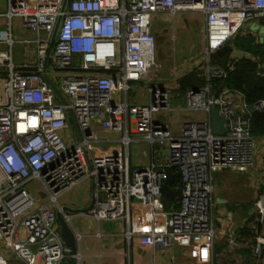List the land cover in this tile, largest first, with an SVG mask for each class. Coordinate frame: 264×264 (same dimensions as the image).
Wrapping results in <instances>:
<instances>
[{"label":"built area","instance_id":"built-area-1","mask_svg":"<svg viewBox=\"0 0 264 264\" xmlns=\"http://www.w3.org/2000/svg\"><path fill=\"white\" fill-rule=\"evenodd\" d=\"M162 11L205 14V56L194 67L208 85L186 89L185 107L178 108L180 114L202 112L204 118L182 120L178 133L166 121L173 110L172 89L148 86L147 103L127 101L132 82H152L161 69L151 19ZM0 15L6 18L0 28L3 247L23 264L79 259L80 253L61 239L56 216L69 221L58 199L88 180V216L123 219L128 225L136 221L141 227L135 232L129 226L127 238L136 233L141 244H177L207 256L215 238L213 176L222 170L249 171L255 152L251 117L240 113L227 93L214 95L210 89L213 80L222 81L235 69V59L222 66L213 64L210 55L246 23L264 20V0H7ZM14 17L30 38L13 37ZM16 43L24 46L19 63L14 61ZM251 106L264 111L263 100ZM214 108L225 118L222 134L211 130ZM139 140L148 143L150 161L131 166L129 147ZM166 171L179 182L170 185L176 195L164 209L159 189ZM32 181L47 196L39 205ZM252 210L260 227L249 264H264V189ZM225 240L228 246L236 244L233 223L226 227Z\"/></svg>","mask_w":264,"mask_h":264},{"label":"crops","instance_id":"crops-1","mask_svg":"<svg viewBox=\"0 0 264 264\" xmlns=\"http://www.w3.org/2000/svg\"><path fill=\"white\" fill-rule=\"evenodd\" d=\"M6 10V8H5ZM0 11V14L5 12ZM193 13L190 20L183 19L180 24L182 33H191L193 23H195L197 13L202 15V22L206 33L205 14L202 11H180ZM177 13V12H176ZM169 12H158L153 14L151 19V31L158 43L159 51L171 52L169 49L170 42L167 39L169 31H174L175 26L167 23V17L170 15L174 18L175 14ZM158 28H156V24ZM6 23V18L0 15V28ZM205 33L204 44L199 53L193 52V48L188 49L192 42L189 37L180 40V43H186L187 48L183 50L181 47V61L176 62L174 56V48L172 47V67L163 75L157 76L152 82H132L128 91L127 101L129 104H145L149 95L148 86L169 88L178 91L174 95L176 105L167 118L173 128L174 133H178L181 121L194 117L187 111L182 114L178 111L179 97L188 88L205 87L206 80L201 76V69L195 68L204 59L205 53ZM13 34V33H12ZM174 40V38H173ZM241 42V47L235 44ZM224 45L227 51L219 57L218 62H213V58L219 49L210 55V61L213 64L225 65L232 58L236 63L242 58H249L257 63V73L264 76V20L246 23L232 38ZM223 45V46H224ZM0 48H4L0 44ZM160 52V55L162 54ZM218 53V52H217ZM163 56V55H162ZM23 56L16 57V63L21 62ZM195 66V67H194ZM262 68V72L259 71ZM193 73L192 80L188 82L187 77ZM211 93L219 95L227 93L234 102L236 109L245 115L251 117L257 111L250 110L252 107L246 103L244 95L236 90L227 87L222 88L219 92H214L212 83L210 84ZM138 91V93H137ZM119 100V95L115 97ZM142 100H145L144 102ZM181 108V107H180ZM175 115V123L172 116ZM164 118V117H163ZM103 138L115 137L102 133ZM254 137V165L247 172H236L230 170H222L216 172L213 176L214 192H213V209L212 217L215 227L214 244L207 256H197L190 247H184L177 244L173 246H164L161 244H141L139 235L132 233L130 238L125 236L126 230L133 228L134 231L141 227L138 222L132 221L129 225L123 219L116 220H96L88 216L84 212L92 203V188L89 181V187L83 191L81 196L71 197L70 199L62 196L60 204L66 211H69L70 217L68 224L75 233L76 251L80 253L79 259L65 258L62 264H249L252 244L260 227L256 220V214L252 210V203L258 194L264 189V133L253 135ZM143 142V156L145 161H135L133 166L146 165L150 161L149 145L145 141L139 140L137 143ZM131 143V144H132ZM130 144V145H131ZM139 148L135 146V152L139 153ZM159 157V155H157ZM130 158V153H129ZM130 160V159H129ZM131 165V162H130ZM163 203V202H162ZM63 204V205H62ZM164 209L170 205L163 203ZM137 209V208H135ZM136 217V213H132ZM229 223L234 224V230L237 237L236 244L228 246L225 240L226 227ZM56 226L60 228V224L56 219ZM136 232V231H135ZM0 264H23L12 253L6 250L0 242Z\"/></svg>","mask_w":264,"mask_h":264},{"label":"rangeland","instance_id":"rangeland-1","mask_svg":"<svg viewBox=\"0 0 264 264\" xmlns=\"http://www.w3.org/2000/svg\"><path fill=\"white\" fill-rule=\"evenodd\" d=\"M7 7V0H0V11L5 10V8ZM193 15V13L190 12H177L174 16V18H172V16H168L167 17V23L169 25L172 26V23H174L173 25L175 26L174 31H169V33L167 34V39L170 42L169 45V49L171 50V52L169 53V55L165 52L159 51L158 47L156 49V45L158 43L155 41V58L156 61L159 62L161 64V69L158 71V75L157 76H161V74L163 75L167 70H170V68L172 67V47L174 48V56L176 58V62H180L181 61V47H183L182 49L185 50L187 48L186 43H180L179 41L182 39L185 42V39L191 37L192 38V42L191 44L188 46V49L193 48V52L195 53H199V50L201 51L203 44H204V33H205V29H204V25L202 22V15L199 13H197L196 18L198 20L195 21V23H193V27H192V31L191 33H182V31L179 29L180 28V24H182L184 21L183 19H189L191 18V16ZM158 24L159 22H157L156 24V28H158ZM12 33H13V37L15 39H21V38H27V37H31V34L29 31L24 30L21 27L20 24V20L17 17H14L12 19ZM174 38V40H173ZM13 53H14V61H16V57L17 56H22L23 52H24V46L23 44L20 43H16L13 46ZM160 52H162V54L160 55ZM163 55V56H162ZM164 72V73H163ZM138 93V91H137ZM176 93H179L178 91H173L172 94V98H171V105L174 107L176 105V102L174 100V95ZM143 102L145 100H142ZM179 106L180 107H185V98L183 93H181V96L179 97ZM189 112L191 115H193L194 117H198L200 119L204 118V114L202 112H194V111H187ZM168 116V115H167ZM172 120L173 123H175V115L173 114L172 116ZM135 146L138 147L139 153L135 152ZM144 148V144L143 142H139V144L137 143H132L129 147V153H130V162H131V166L134 165L135 161H145L144 156H143V149ZM89 187V181L85 180L83 182H80L79 184L75 185L74 187H72L71 189H69L68 191H66L65 193H63L60 198L58 199L59 204L62 203V196L65 194V196H67L69 199L71 197H76V196H81L85 191V189H87ZM30 188L35 196L36 199V204L39 205L42 202H45V200L47 199L46 195H43L41 193H39V185L38 182L36 181H32L30 184ZM63 205V204H62Z\"/></svg>","mask_w":264,"mask_h":264},{"label":"trees","instance_id":"trees-1","mask_svg":"<svg viewBox=\"0 0 264 264\" xmlns=\"http://www.w3.org/2000/svg\"><path fill=\"white\" fill-rule=\"evenodd\" d=\"M241 47V42L235 44ZM227 51L226 45L222 46L219 51L216 52L213 62H218V59L222 54ZM195 76L193 73L187 77L188 82ZM191 83V82H190ZM214 92H219L222 88L227 87L230 89H236L244 95L246 103L253 104L258 100L264 101V76H260L257 73V63L249 58L240 59L235 69L231 71L227 77L222 80H213L212 82ZM250 131L252 135L264 133V111L256 112L251 115ZM179 182L177 176H173L170 180V185L174 186ZM254 244V241H250V245Z\"/></svg>","mask_w":264,"mask_h":264},{"label":"water","instance_id":"water-1","mask_svg":"<svg viewBox=\"0 0 264 264\" xmlns=\"http://www.w3.org/2000/svg\"><path fill=\"white\" fill-rule=\"evenodd\" d=\"M65 1L66 0H64V3H65ZM259 71L262 72V68H259ZM46 79L49 81V83L52 84V82L50 81V79L47 76H46ZM52 86H53L56 94L60 96V92L56 88V86L53 85V84H52ZM250 110L254 111V107H250ZM68 112H69V114H71L70 111H68ZM209 119H210V126H211L212 132L214 134H222L224 132V130H225V126H224L225 118L219 113V111L216 108H214V109H212L210 111ZM171 178H172L171 172L170 171H166L165 172L164 181H163V183H162V185L160 186V189H159L160 190L161 200L166 205H170L172 200H173V198L176 195L175 188L170 186ZM90 206H91V204H90ZM88 208H86V210ZM56 217H57V220H58V222L60 224L59 231H60L61 239L63 240L65 245L68 246L71 249L72 252L76 251V236H75V233L73 232V230L69 226L68 222H66L64 220V218L62 217V215L60 213H57Z\"/></svg>","mask_w":264,"mask_h":264}]
</instances>
